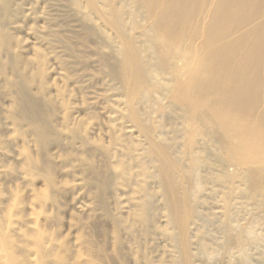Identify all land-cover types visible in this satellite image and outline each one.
Returning <instances> with one entry per match:
<instances>
[{"label": "bare ground", "instance_id": "6f19581e", "mask_svg": "<svg viewBox=\"0 0 264 264\" xmlns=\"http://www.w3.org/2000/svg\"><path fill=\"white\" fill-rule=\"evenodd\" d=\"M195 245L264 264V0H0V264Z\"/></svg>", "mask_w": 264, "mask_h": 264}, {"label": "rangeland", "instance_id": "374dc122", "mask_svg": "<svg viewBox=\"0 0 264 264\" xmlns=\"http://www.w3.org/2000/svg\"><path fill=\"white\" fill-rule=\"evenodd\" d=\"M154 199H156L155 197H154V195H152V196H150L149 198H148V202H150L151 204H150V209H149V217H151L150 218V222L152 223H150V226H149V228H151L152 230H150L149 231V234H150V236H152L153 235V239L155 240H153L154 242H157V243H154L155 244V247H157L158 245H159V243H160V237L159 236H157L158 234H152L151 235V233H156V231L154 230V226H152L153 224H154V222L156 221V219H157V216H158V202H156V200H154ZM154 202V203H153ZM218 210H219V208H215V214H214V216L212 215H210V216H205V218H203L204 219V222H206V220H207V222L206 223H208V224H210L212 227V229L213 230H215V232L214 231H210L209 229V232H208V230H205V231H207V233H209V234H207L206 232H205V235H206V239H209L210 240V242H212V245L215 247H217L218 248V246L221 244V241L220 240H222V239H220L221 237V230H222V224H221V222L219 221V214H217V213H219L218 212ZM218 216V217H217ZM207 218V219H206ZM213 223H215V225L213 224ZM214 226H215V228H214ZM153 231V232H152ZM220 231V232H219ZM151 232V233H150ZM212 234V235H211ZM216 234V235H215ZM218 234H219V236H218ZM209 235V236H208ZM154 236H155V238H154ZM214 236V237H213ZM217 236V237H216ZM158 237V238H157ZM219 240V241H218ZM161 242H162V240H161ZM159 247V246H158ZM198 248V249H197ZM194 249L197 251H195L194 250V252H196L197 253V255H198V257H199V259L201 260V262H202V264H214V263H218V261H219V256H218V254L217 253H214V254H211L210 256L209 255H207L205 252H203L197 245H195L194 246ZM258 250V248H256V249H254L253 251H257ZM216 254V255H215ZM214 255V256H213ZM201 256V257H200ZM218 256V257H217ZM247 261V260H246ZM245 261V263L246 264H257L256 263V261H253V260H249L248 261V263ZM205 262V263H204ZM253 262V263H252ZM156 264H159V263H156ZM161 264V263H160Z\"/></svg>", "mask_w": 264, "mask_h": 264}]
</instances>
